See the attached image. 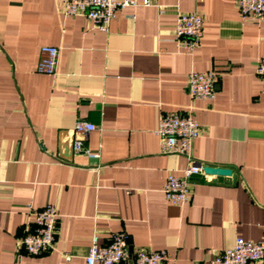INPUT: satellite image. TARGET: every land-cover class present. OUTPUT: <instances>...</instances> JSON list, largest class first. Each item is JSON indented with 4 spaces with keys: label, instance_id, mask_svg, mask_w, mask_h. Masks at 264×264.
I'll list each match as a JSON object with an SVG mask.
<instances>
[{
    "label": "crops",
    "instance_id": "0c3cea01",
    "mask_svg": "<svg viewBox=\"0 0 264 264\" xmlns=\"http://www.w3.org/2000/svg\"><path fill=\"white\" fill-rule=\"evenodd\" d=\"M62 1L0 0V264H86L93 236L104 245L114 233L130 249L165 250V264H215L236 239L264 242V91L255 70L264 21L243 20L237 0H136L103 32L84 15L65 16ZM187 12L203 19L191 53L175 43L177 15ZM43 45L59 49L53 74L37 71ZM204 70L216 74L212 100L186 90L188 74ZM176 111L200 126L190 159L160 152L159 117ZM81 120L96 126L84 141L96 159L65 150ZM189 162L232 174L193 176L189 202L173 205L166 178ZM49 204L54 247L27 256L19 239Z\"/></svg>",
    "mask_w": 264,
    "mask_h": 264
},
{
    "label": "built area",
    "instance_id": "2783aa9c",
    "mask_svg": "<svg viewBox=\"0 0 264 264\" xmlns=\"http://www.w3.org/2000/svg\"><path fill=\"white\" fill-rule=\"evenodd\" d=\"M155 0H143L150 5ZM136 0H63L62 13L65 16L84 15L103 32L108 31L115 12ZM243 20L264 21V0H237ZM203 31V19L196 12L179 13L175 22V43L178 49L191 53L199 46ZM59 49L52 45L40 48L37 71L53 74L56 70ZM257 76L262 81L264 91V58L255 62ZM216 74L213 70L191 71L187 76L186 90L193 99L212 100L217 93ZM96 126L88 121H77L72 129L74 153H85L88 158H98V153L84 148V141ZM200 126L190 113L179 111L162 114L159 117L155 134L159 139L160 152L171 155H184L190 159V150L198 137ZM208 166L189 162L181 175L169 174L163 188L165 198L173 205H185L190 200L189 185L195 175H201L211 182L204 169ZM32 224L25 228L19 239L24 253L30 257L40 256L53 249L57 235V213L54 205H46L32 212ZM94 235L86 264H165L169 261L165 250L152 251L130 249L124 233H114L107 244H98ZM69 259V256H66ZM215 264L264 263V242L236 239L233 245L214 257Z\"/></svg>",
    "mask_w": 264,
    "mask_h": 264
},
{
    "label": "water",
    "instance_id": "95a60500",
    "mask_svg": "<svg viewBox=\"0 0 264 264\" xmlns=\"http://www.w3.org/2000/svg\"><path fill=\"white\" fill-rule=\"evenodd\" d=\"M65 150L69 152V154H73V148H72V139L67 143L65 146ZM64 150V151H65ZM64 160H67V158H64ZM204 172L209 175H217V176H230L232 174V171L225 168H213V167H206L204 169Z\"/></svg>",
    "mask_w": 264,
    "mask_h": 264
}]
</instances>
